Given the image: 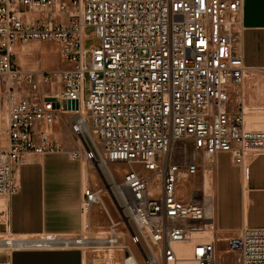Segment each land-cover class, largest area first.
<instances>
[{"label": "built area", "instance_id": "obj_1", "mask_svg": "<svg viewBox=\"0 0 264 264\" xmlns=\"http://www.w3.org/2000/svg\"><path fill=\"white\" fill-rule=\"evenodd\" d=\"M242 13L243 0H0V194L18 191L14 166L63 150L52 127L69 114V154L97 175L80 214L107 223L47 240L83 247L90 264H264V228L221 233L197 178L206 155L242 167L264 152V128L247 119ZM30 41L56 43L62 67L18 64L13 48ZM70 100L77 109L56 106Z\"/></svg>", "mask_w": 264, "mask_h": 264}, {"label": "crops", "instance_id": "obj_2", "mask_svg": "<svg viewBox=\"0 0 264 264\" xmlns=\"http://www.w3.org/2000/svg\"><path fill=\"white\" fill-rule=\"evenodd\" d=\"M242 25L244 65L248 68V72L264 70V0H243ZM262 85L264 84L261 82L245 79L246 107H264V95L260 93L261 90L253 89L254 87L259 89ZM254 113L262 114L264 111ZM69 150L63 147L62 151L31 156L25 162L14 166L19 189L12 195L8 204V228L11 233L26 236L65 234L77 232L82 228L83 217L80 214L82 189L88 185L86 176H91L93 171L87 164L72 158ZM217 154L214 158L210 185L216 228L222 231L221 233H233L243 227L264 228V152H254L251 159L242 167L232 163L230 156L232 166L239 168L237 177L239 195L237 194L236 200H233L232 193L228 189L229 185L226 183L224 205L227 210L223 212L228 215L237 214L239 219L227 228L218 227L220 212ZM198 184L202 185L204 181L199 178ZM236 203L238 209L232 211ZM30 239L33 241L32 238ZM25 249L33 251L27 253L57 249L65 251L52 252L75 254L79 250L57 247ZM82 257L80 251V264Z\"/></svg>", "mask_w": 264, "mask_h": 264}, {"label": "rangeland", "instance_id": "obj_3", "mask_svg": "<svg viewBox=\"0 0 264 264\" xmlns=\"http://www.w3.org/2000/svg\"><path fill=\"white\" fill-rule=\"evenodd\" d=\"M93 31L92 27H87L85 29L86 34H91ZM94 44L93 39H87L85 42L86 48H90ZM13 58L14 60L20 64L25 69H35L38 71H44V70H55L60 67H62L61 58L59 54V47L54 42H39V41H30L27 43H18L16 47L13 48ZM86 63L87 65L91 64V53H87L86 55ZM247 80L252 81H258L264 84V70H253L251 72L247 73L246 76ZM254 91H260L264 95V85L261 86V88H253ZM89 93V80L86 78L85 80V97H87ZM249 107V106H248ZM247 109L248 117L247 119L249 122L253 123L250 116L254 114L255 111H264V107H258V106H250V108ZM251 114V115H250ZM264 114V113H262ZM69 116V114H63V122L61 125H54L52 127L53 130V136H55L59 142L62 143V145L65 148L72 149L74 147V139L72 137V134L65 124V119ZM250 118V119H249ZM256 127L257 126L253 123ZM264 128V127H261ZM7 134V122H6V114H5V108L2 104H0V135ZM253 151V150H252ZM255 152V151H253ZM248 151L246 152L247 155ZM205 160V159H204ZM217 160H218V173H219V228H227L229 226H232L235 224V222L239 219V215H228L224 213L223 211L227 210V207L224 205V199H225V193L226 190L224 186H226V183L228 186L229 191L232 193L233 200H236V195H239V185L237 182V177L239 176V168L232 166L230 162V153L226 151H220L217 154ZM84 164H87L90 168L92 173V177L90 175H87L88 185H94L97 182V176L94 170V167L91 163H88L84 161ZM206 168L204 173V184L208 180V183L211 184L212 180V172H213V165L212 163H209L205 160ZM210 166V167H209ZM96 179H95V178ZM197 178H200V172L197 176ZM238 189V193H237ZM5 195L0 194V210L1 208H7V205H3L4 202H1L2 200L5 201ZM105 201L110 205L111 202L109 201V198L107 195H104ZM232 211H236L238 209V204L236 203L233 205ZM8 219L9 214L8 211H0V237H13V235L10 234V230L8 228ZM101 217L97 216L93 210H91L87 221L84 219L83 221V227L87 226L88 232H93L100 227L104 226L107 222L106 221H99ZM87 224V225H86ZM3 235V236H1ZM32 238L33 240H47L50 235H35V236H29V238ZM66 250H69L66 248ZM45 252L41 253H27V252H33L30 249L25 248H13L12 250V264H80V250H77V253H64V252H52V251H65V250H43ZM87 251V250H86ZM85 252L87 262L86 264H90V251ZM93 258V257H92Z\"/></svg>", "mask_w": 264, "mask_h": 264}, {"label": "bare ground", "instance_id": "obj_4", "mask_svg": "<svg viewBox=\"0 0 264 264\" xmlns=\"http://www.w3.org/2000/svg\"><path fill=\"white\" fill-rule=\"evenodd\" d=\"M251 115V114H250ZM251 120L253 121V123L257 126H261V127H264V114H261V113H254L252 116H250ZM249 118V119H250ZM252 123V124H253ZM7 130H8V125H7ZM254 152L252 150H249L247 155H246V162H248L251 157L253 156ZM215 155L214 156H211V155H206L205 156V160L208 161L209 163H212V165H214V161H215ZM100 167V170L102 171L103 175L106 177V179L108 180L109 179V174H108V165H105L103 163H101L99 165ZM210 167V166H209ZM85 172V170H84ZM88 172V170L86 171ZM211 181V180H210ZM211 184L208 183V180L206 181V183L204 184V191H205V196L206 197H209L211 196ZM5 198V201H1V202H4V206L7 205V208H8V204H9V198L7 197H4ZM1 200V199H0ZM5 208V209H7ZM1 209H4V208H1ZM11 235H13V237H3L1 238L0 237V248H4V247H7L9 244L13 247V248H35V247H46V248H66V243L65 242H61V241H52V240H42V242L40 241H35V240H31L29 238V235L26 236V235H16V234H13L11 233V231H9ZM3 236V235H1ZM100 244L97 245L98 248H100ZM186 247L185 244L183 245H180L179 248H184ZM69 249H82L80 250L81 253L83 254V257H82V264H86L87 262V258H86V254L85 252H83L84 248L83 247H72V248H69ZM112 252L111 251H108L107 254H111ZM95 258V257H93Z\"/></svg>", "mask_w": 264, "mask_h": 264}, {"label": "water", "instance_id": "obj_5", "mask_svg": "<svg viewBox=\"0 0 264 264\" xmlns=\"http://www.w3.org/2000/svg\"><path fill=\"white\" fill-rule=\"evenodd\" d=\"M57 107H61L63 109H77L78 108V101L77 100H70V101H62L61 105L57 104Z\"/></svg>", "mask_w": 264, "mask_h": 264}]
</instances>
